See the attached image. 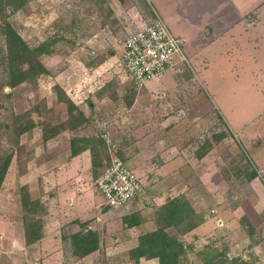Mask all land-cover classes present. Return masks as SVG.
<instances>
[{"label":"rangeland","instance_id":"rangeland-1","mask_svg":"<svg viewBox=\"0 0 264 264\" xmlns=\"http://www.w3.org/2000/svg\"><path fill=\"white\" fill-rule=\"evenodd\" d=\"M13 4L0 0V14L29 44L47 41L52 51L37 57L42 72L11 85L0 34V159L12 153L0 190V264H134L132 248L142 233L159 225V206L182 195L205 219L213 217L215 225L198 232L197 227L183 231V223L169 228L187 243L184 264H264V143L255 149L264 139L262 75L256 80L247 69L250 65L238 59L239 52L227 57L218 48L208 53L213 60L208 68L202 58L193 59V69L172 73L165 86L159 85L163 77L137 86L114 67L127 33L152 17L154 0H28L16 9ZM167 20L179 34L176 23ZM191 32L189 44L196 34L195 29ZM105 45L115 56L97 66L107 54ZM260 54L263 69L264 52ZM100 83L102 88H97ZM91 87L101 89L97 96L89 93ZM138 94L142 96L134 104ZM207 103L212 105L209 111ZM130 107L133 115L126 124L124 113ZM30 121L32 127L20 133ZM67 126L72 130L65 134L62 128ZM136 127L146 137L137 139ZM151 131L154 139L178 143L184 163L193 160L199 173L184 171L174 179L151 180L128 205L105 206L96 187L104 164L113 155L127 160ZM50 134L57 139L84 137L77 145L94 151L92 166L82 178L88 193L69 217L64 212L72 205L45 203L43 174L35 173L34 164L42 165ZM144 143L151 145L149 139ZM155 156L149 159L155 161ZM29 161L34 169L30 175L39 183L32 192L29 182L18 179L28 174ZM27 192L34 199L28 205ZM125 217L140 221L129 226ZM86 228L95 230L99 243L96 250L81 255L73 234ZM140 263L158 264L159 259L143 256Z\"/></svg>","mask_w":264,"mask_h":264},{"label":"crops","instance_id":"crops-1","mask_svg":"<svg viewBox=\"0 0 264 264\" xmlns=\"http://www.w3.org/2000/svg\"><path fill=\"white\" fill-rule=\"evenodd\" d=\"M154 4L165 20L169 19V21L176 23L175 27L179 30V34L187 38V49L191 57L198 62L202 58L205 61L206 68L210 67L213 61L211 55L208 53L219 48L220 53H222L221 51L227 53V57L232 56L234 52H239L240 57L238 59L244 60L245 64L250 65L251 68L247 69L251 71L252 76L256 80H259L262 75V80L264 79V66L263 69L260 67V60L263 58L260 52H264V0H154ZM171 16L178 18V23ZM187 20L190 21V24L187 23ZM170 27L172 30L174 29V25ZM193 29H195L196 34L191 39V44H189L188 36H193L191 32ZM108 48L109 46L107 45L103 46V50L107 54ZM114 53V51H110L108 55L106 54L109 58L99 62L97 66H105L111 58H114ZM249 62L252 63V66ZM116 66L117 64H115L114 68L117 70ZM254 67L257 70L254 71ZM172 75V73L166 74L162 78L165 81H162L159 85L165 86V84L170 82ZM204 78H207L206 75ZM97 88H102V83ZM100 91L101 89H92L91 87L89 93L92 94L94 92L92 96H97ZM141 96V94L137 95L134 104L138 103ZM91 105H93V102H91ZM162 105L160 104V109L164 108ZM211 108L212 105L207 103V111ZM132 111L133 107H130L124 113L127 119L124 118L123 120L126 124L131 122L133 114L130 112ZM85 114V116H88L87 113ZM245 128V125L241 126V130ZM62 130L66 134L68 130L71 131L72 129L70 126H67V128H62ZM135 133L137 139H140L145 134H143V129L140 127H136ZM239 133H242V131ZM147 135L149 137L145 138L144 141L149 139V144L151 145H146L141 139L142 144L140 147H137L131 157H129L130 159L128 158L129 160L127 159L129 163H132V167L143 181L144 188L142 192L146 191L145 184L151 180L163 181L166 178L174 179L181 173L193 170L197 174L199 173L200 170H195L193 160L191 161V165L184 163V156L179 151L178 143H167L163 137L158 140L154 139L151 137L154 135L152 131ZM253 135L262 137L258 133H253L251 136ZM71 139V134L65 137V139L64 137L57 139L54 136H50L47 139V144L44 146L42 165L38 166L37 163L34 164L35 173L38 175L42 171L43 174L42 188L45 203L59 202L61 205H66L65 207L72 205L70 208H66L64 212L65 217L71 216L72 211L76 210L78 212V209L81 208L80 203L88 193L85 181L82 179L84 177L83 172L92 166L91 150L86 148L73 154ZM262 141L256 145L255 149L263 145L264 139ZM153 155H156L155 161L149 159ZM27 168L29 171L26 175L29 176L21 175V178L18 179L24 181L22 184L29 182V190L32 192L35 188L39 187V183L35 184L34 180L38 181V179H35L33 174L30 175L34 170L31 161L28 162ZM18 171L20 172V168H18ZM160 195L163 194L160 193ZM225 212L227 213L229 210L227 209ZM49 213L53 214V211ZM205 226H209L208 228L210 229L214 228L213 217L206 218L195 230L197 232L200 228L207 230Z\"/></svg>","mask_w":264,"mask_h":264},{"label":"trees","instance_id":"trees-1","mask_svg":"<svg viewBox=\"0 0 264 264\" xmlns=\"http://www.w3.org/2000/svg\"><path fill=\"white\" fill-rule=\"evenodd\" d=\"M27 2L28 0H9V4L14 3L11 6L15 7V9L24 6ZM6 6L7 3L4 4L3 9ZM0 34L4 37L6 44L8 76L9 83L11 85L20 83L29 78L31 75H35L44 70L43 64L39 62L37 57L39 53L52 51V49L47 48L49 42L44 41L39 45L32 46L18 31L16 26H14V24L6 18L5 14H0ZM103 55L104 57L101 61H103L108 54L106 55L103 53ZM71 103V107H76L72 101ZM30 122L31 124L28 127L21 129L20 133L27 131L32 127L33 123L32 121ZM73 126L76 127L77 125ZM50 136L51 134L47 137V139ZM81 140H85V138H72L71 150L73 154H76L80 150L86 148H91L92 150V147L88 145L78 146L77 144L80 143ZM93 152L94 151H92V153ZM11 160L12 153H9L4 158L0 159V190L5 180ZM93 163L95 164L94 156ZM256 175V173L253 174V176ZM26 197V205H28V203L30 204L31 200H34L30 197L29 192H27ZM36 202L38 203L39 200H36ZM158 216L159 225L142 233L139 237L137 245L132 248L131 258L134 260V264H141L140 261L143 256L147 258L157 257L159 259L158 264H184V260L186 259L187 243L169 228L183 223L185 226H183L182 230L187 232L204 222L205 216L200 214L193 201L184 195L171 197L162 203L159 206ZM124 219H126L125 221L129 226L136 225L140 221V219L132 220L130 217H125ZM161 219L163 220V224ZM95 233V230L91 228H86L85 231L74 232L73 243L79 250H81L79 251L81 255H85L97 249L99 236ZM40 234L38 237L42 236V234ZM221 254L222 253H220V255Z\"/></svg>","mask_w":264,"mask_h":264},{"label":"built area","instance_id":"built-area-1","mask_svg":"<svg viewBox=\"0 0 264 264\" xmlns=\"http://www.w3.org/2000/svg\"><path fill=\"white\" fill-rule=\"evenodd\" d=\"M152 8L150 20L127 33L119 52L118 70L137 86L168 73L193 69L187 38L175 33L161 13ZM96 187L104 198L103 204L111 208L128 205L144 188L129 161L118 155L106 161Z\"/></svg>","mask_w":264,"mask_h":264}]
</instances>
